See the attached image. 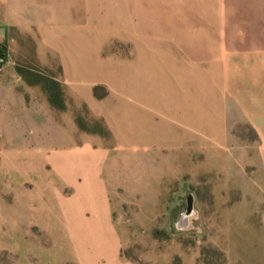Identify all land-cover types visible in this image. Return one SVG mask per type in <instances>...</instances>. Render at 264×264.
<instances>
[{"label":"crops","instance_id":"0c3cea01","mask_svg":"<svg viewBox=\"0 0 264 264\" xmlns=\"http://www.w3.org/2000/svg\"><path fill=\"white\" fill-rule=\"evenodd\" d=\"M0 43V180L93 240L80 264H136L102 179L124 149L228 153L264 249V0H0ZM88 103L117 141L84 129Z\"/></svg>","mask_w":264,"mask_h":264},{"label":"rangeland","instance_id":"374dc122","mask_svg":"<svg viewBox=\"0 0 264 264\" xmlns=\"http://www.w3.org/2000/svg\"><path fill=\"white\" fill-rule=\"evenodd\" d=\"M73 60L78 62L75 52ZM96 88L99 96L108 92L105 85ZM93 107L91 103L84 106L81 125L90 135L117 141ZM240 145L232 144L238 160ZM185 147L168 152H112L102 179L122 235V258L136 264H257L264 258V249L256 238L255 211L248 223L240 203L237 184L244 178L239 162L224 151L219 153L222 158L209 159L205 154L193 158L198 152L191 145ZM230 170L232 174H227ZM10 185L12 189L6 190L0 180V264H80V243L93 248V240L69 238L59 215L49 217L39 204L28 207V202H34L31 190H26L28 200H20L15 182ZM72 193L63 191L65 196ZM189 196L194 214L184 226L181 218Z\"/></svg>","mask_w":264,"mask_h":264},{"label":"water","instance_id":"95a60500","mask_svg":"<svg viewBox=\"0 0 264 264\" xmlns=\"http://www.w3.org/2000/svg\"><path fill=\"white\" fill-rule=\"evenodd\" d=\"M194 214L193 210H192V205L191 203H188V209L184 212V216H185V221L183 222V225H187V219Z\"/></svg>","mask_w":264,"mask_h":264},{"label":"built area","instance_id":"2783aa9c","mask_svg":"<svg viewBox=\"0 0 264 264\" xmlns=\"http://www.w3.org/2000/svg\"><path fill=\"white\" fill-rule=\"evenodd\" d=\"M1 49H2V46L0 43V66L4 65L7 61L6 54L4 52H2Z\"/></svg>","mask_w":264,"mask_h":264},{"label":"flooded vegetation","instance_id":"af4514ba","mask_svg":"<svg viewBox=\"0 0 264 264\" xmlns=\"http://www.w3.org/2000/svg\"><path fill=\"white\" fill-rule=\"evenodd\" d=\"M191 201H192V197L189 196V197L187 198V202H188V203H191ZM181 221H182V222L185 221V216H184V215L182 216Z\"/></svg>","mask_w":264,"mask_h":264},{"label":"trees","instance_id":"16d2710c","mask_svg":"<svg viewBox=\"0 0 264 264\" xmlns=\"http://www.w3.org/2000/svg\"><path fill=\"white\" fill-rule=\"evenodd\" d=\"M2 52H4L5 54H7V50L5 47L2 46V49H1Z\"/></svg>","mask_w":264,"mask_h":264}]
</instances>
